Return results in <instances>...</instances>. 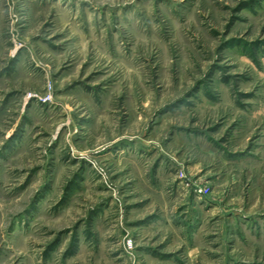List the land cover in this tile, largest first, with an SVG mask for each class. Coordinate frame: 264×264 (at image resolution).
<instances>
[{
	"label": "rangeland",
	"instance_id": "374dc122",
	"mask_svg": "<svg viewBox=\"0 0 264 264\" xmlns=\"http://www.w3.org/2000/svg\"><path fill=\"white\" fill-rule=\"evenodd\" d=\"M0 264H264V0H0Z\"/></svg>",
	"mask_w": 264,
	"mask_h": 264
},
{
	"label": "crops",
	"instance_id": "0c3cea01",
	"mask_svg": "<svg viewBox=\"0 0 264 264\" xmlns=\"http://www.w3.org/2000/svg\"><path fill=\"white\" fill-rule=\"evenodd\" d=\"M175 166V163H173V162H169V163H164V159H160V160H158V162H157V168L160 170H163V169H165L166 170V168H170L169 166ZM169 170V169H168ZM147 185V188L149 189V191H151V192H155V194L156 195H158V196H161V198L163 199V200H165V194H166V188H153L151 185H149V184H146ZM183 195V196H182ZM176 196V198H178V199H180V200H178L177 201V206H178V208H176V209H179V207H189V205L187 206V204L189 203H192V201H193V199H191V198H189L190 199V201L191 202H189V200H188V197L187 198H185L186 197V193H181V192H179V193H174V197ZM181 198H180V197ZM183 197V198H182ZM168 200V199H167ZM167 200H165L166 202H167ZM174 202H175V199H174ZM198 202H200V201H198ZM176 206V205H175ZM173 207H174V205H173ZM175 209V210H176ZM186 212L187 211H185V214H186ZM179 215H180V213H178ZM183 214V213H182ZM181 220V219H180Z\"/></svg>",
	"mask_w": 264,
	"mask_h": 264
},
{
	"label": "built area",
	"instance_id": "2783aa9c",
	"mask_svg": "<svg viewBox=\"0 0 264 264\" xmlns=\"http://www.w3.org/2000/svg\"><path fill=\"white\" fill-rule=\"evenodd\" d=\"M197 191H200V189H197Z\"/></svg>",
	"mask_w": 264,
	"mask_h": 264
}]
</instances>
